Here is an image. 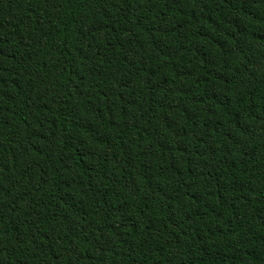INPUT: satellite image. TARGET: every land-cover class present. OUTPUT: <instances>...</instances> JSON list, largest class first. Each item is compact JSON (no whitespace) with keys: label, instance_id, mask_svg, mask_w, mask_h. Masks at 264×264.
<instances>
[{"label":"trees","instance_id":"16d2710c","mask_svg":"<svg viewBox=\"0 0 264 264\" xmlns=\"http://www.w3.org/2000/svg\"><path fill=\"white\" fill-rule=\"evenodd\" d=\"M0 264H264V0H0Z\"/></svg>","mask_w":264,"mask_h":264}]
</instances>
